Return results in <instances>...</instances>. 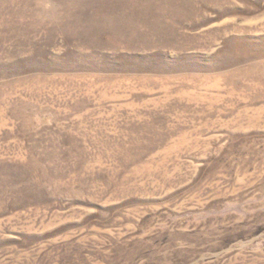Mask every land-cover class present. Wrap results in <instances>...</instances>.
Masks as SVG:
<instances>
[{"label":"rangeland","instance_id":"obj_1","mask_svg":"<svg viewBox=\"0 0 264 264\" xmlns=\"http://www.w3.org/2000/svg\"><path fill=\"white\" fill-rule=\"evenodd\" d=\"M0 264H264V0H0Z\"/></svg>","mask_w":264,"mask_h":264}]
</instances>
